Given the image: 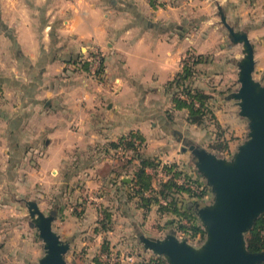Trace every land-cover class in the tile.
<instances>
[{"label":"crops","instance_id":"0c3cea01","mask_svg":"<svg viewBox=\"0 0 264 264\" xmlns=\"http://www.w3.org/2000/svg\"><path fill=\"white\" fill-rule=\"evenodd\" d=\"M199 2L0 0V169L9 170L7 178L0 172V183L16 179L31 185L25 197L34 200L39 187L33 183H52L53 225L71 245H97L102 254L104 245H111L118 217L128 225L140 215L143 220L151 214L165 217L155 200L146 210L138 196L129 197L130 186L120 183H131L138 163L122 166L125 160L113 155L111 145L122 136L138 132L145 138L143 153L163 162H184V145L178 146L181 157L169 159L168 153L186 140L211 149L217 129L208 126L206 132L190 123L187 108H174L168 85L187 52L205 56L192 85L211 95L209 105L225 128L220 113L237 107L228 97L239 84L241 55L231 54L234 46L225 40L223 25L203 29L215 25L212 14L219 15L218 5L230 23L247 30L255 50L254 76L264 81V0H206L198 24ZM219 35L221 46L215 43ZM95 50L104 61L100 74L91 64L90 69L84 66ZM227 72L235 75L228 84L221 80ZM21 167L32 172L26 170L22 178ZM0 201L7 207V201ZM101 208L112 213L107 232L100 228ZM132 223L135 227L136 220ZM162 226L143 232L156 236ZM90 232L92 242L86 237Z\"/></svg>","mask_w":264,"mask_h":264},{"label":"water","instance_id":"95a60500","mask_svg":"<svg viewBox=\"0 0 264 264\" xmlns=\"http://www.w3.org/2000/svg\"><path fill=\"white\" fill-rule=\"evenodd\" d=\"M218 8L229 39L242 46L243 55L237 63L239 87L228 98L236 101L240 116L248 121L249 132L231 158L197 143L187 147L213 192L211 203L199 200L193 207L206 234L204 243L195 247L187 238L179 239L176 229H170L164 237L138 233L143 248L164 257L169 264L264 262V251H250L246 239L264 213V82L254 76L255 50L247 30L236 28L228 21L224 8ZM24 201L45 251L35 264H70L67 253L71 239H63L54 229L56 211L45 213L37 200Z\"/></svg>","mask_w":264,"mask_h":264},{"label":"rangeland","instance_id":"374dc122","mask_svg":"<svg viewBox=\"0 0 264 264\" xmlns=\"http://www.w3.org/2000/svg\"><path fill=\"white\" fill-rule=\"evenodd\" d=\"M199 1H200L199 7L201 9H203V10H201L203 12L206 9V8H203V6H204L203 4H205L206 0H199ZM228 10L230 11L229 8H228ZM235 15H236L235 13H231L230 18L234 19ZM204 16H205L204 12L203 13L199 12L197 14V18L199 19L198 24H200L201 17H204ZM226 16L228 17V15H226ZM212 18L215 21L214 22L215 25L210 26L208 28V26H206V24H205V25H203L204 30L208 29L209 31H212L214 28H216V26H219V29H220L221 25H223V24H221V17H220V15L217 14V12L215 14L214 13L212 14ZM227 36H228V34L226 33L225 40L229 44L231 43L234 46L233 47L234 49L232 50L231 54H233V55H239L240 54L242 57V55H243V54H241L242 53V46L239 44L234 45L231 42V40L229 39V37H227ZM223 41L224 40H223L222 36L219 35V37L216 38L215 43H216V45H217V43H218V45L221 43L220 44V46H221L224 43ZM95 51H99V50H95ZM225 51H226V48H225ZM190 54L196 55L195 52H187L186 54H184L183 57L187 58ZM182 69H183V62H182V68L180 71H182ZM234 77H235V75L233 73L227 72V74L225 75V78H221V80L222 79L226 80L227 81L226 84H228V83H230V81L234 80ZM237 78H238V68H237ZM194 80L191 81V84H193ZM219 80H220V78H217V81H219ZM262 82H264V81H262ZM238 87H239V84H238L237 88ZM183 96L185 97V95H183ZM234 102H236V101H234ZM220 119L222 120V123L224 124V126L226 128L225 129L223 127L224 131H225V135H224L225 139L226 140L230 139L231 150H228L227 152H225L224 155H222V154H218V155L231 158L234 155V153L236 152L238 146L248 137V132H249L248 121L247 120L245 121V127H242V125H240V123H242V121H244V118L241 117L239 114V106L238 105L235 109L233 108L232 111L230 110V108H228L226 111L223 110L220 113ZM208 126L210 128H216V124H214L213 121H207L206 124L204 125V127H205L204 131L209 129ZM190 144H192V143H190L189 140H186L185 143L177 144V147L180 145H184L186 147V150H185L186 160L183 162V160L181 159L179 162H177V165L179 167V170L182 171L183 177L189 178V179H186L187 181L191 180L193 182L195 180L198 183H200V185H203V184L206 185V189L210 192V194H208L206 197L204 196L203 198H201L199 200L204 201L205 203H211L212 199H213L212 188L207 184L205 178L198 172L196 166L194 165V163L192 161V154L187 149V147ZM209 150H211V149H209ZM211 151H213V150H211ZM112 152L114 153V150ZM213 152H215V151H213ZM168 155H169V159H174L177 156L181 157L182 154L180 152V147L175 148V150H173L171 153H168ZM39 156H40V153L36 152L35 157L38 158ZM119 157L120 156H118V158ZM125 158L129 159L128 157H125ZM36 160L37 159H35V162H36ZM34 163H32L33 164L32 166L35 167L36 165H34ZM165 163H173V161L172 162H169V161L163 162V164H165ZM26 170L30 171L31 169L28 170V167H21V173L24 174V176L22 178H24L26 176V174L28 175V172H26ZM30 172H32V170ZM160 178L161 177H158V178L155 177L154 178L156 184H159ZM193 183H195V182H193ZM179 184H181V183H179ZM33 185H37V187H39V188H44V189L48 190L47 194H48V196H50L49 189H52V185H53L52 183L49 182V184H48V183L38 182L35 184L33 183ZM182 185H184V183H182ZM27 194H29V193H27ZM25 196H27V195L20 196V198L21 197L23 198V200L20 203L18 201H12V199L9 198L7 201V207H4L3 203H1V201H0V204H1L0 205V207H1V209H0V237H3V229L5 227H9V225L6 224V221L9 219V217H17V218H19V221H20V223L17 226H15L14 228H10V231L14 234L13 239H10L8 242H4L3 239H0V264H15L16 260H18L24 256L27 257V264H35L40 260V258L45 253L44 248H43V241L41 240V238L39 236L37 228L34 226V224L30 220V214H29L28 208H27L25 201H24V199L29 200V197H25ZM36 198L37 199H35V200L38 201L40 208L45 213H49L50 211L53 210L52 209L53 205H51V203L49 202L51 198H49L47 200H42L40 198V196H38L37 194H36ZM183 198L185 199V201H188V195L187 194H185L183 196ZM89 199H91V198H89ZM30 200H34V199H30ZM192 200H195V198H192ZM163 201L164 200H162L161 203H163ZM8 202H13L12 205L16 202V205H18V207L15 208V207L11 206L10 203H8ZM20 205H21V209L19 208ZM179 206H182V203L179 202ZM194 214H195V219H196L195 223L197 225H199V224L202 225L200 220H199L198 215L195 212V210H194ZM141 216L142 215L132 218V220L129 221L130 225H128V222H125L122 218L118 217L117 220H115V223H117V224H115V230H114V235H113L114 237H112L110 240L111 241L110 242V244H111L110 245V247H111L110 251L112 252L110 254V257H108L106 255L100 259L98 254H100V255H102V254H101V252L97 251V250H99V247L97 245H94V247L91 248V246H89V244H86L83 246V244L79 242L77 245H74V244L71 245V249L67 253L68 262L70 264H155L152 261V258H154L153 252H151L149 250H145L143 248L142 244L139 242L138 233H140L141 230H142V232L144 230H146L147 232L153 233V232H155V230L157 229L158 226H162V225H163L162 227L165 229H163L162 233H160L159 235H156V236L164 237L170 229H176V233H177V236L179 239L187 238L189 243H191L195 247H200L205 241L206 234L205 235L199 234V235H196L195 237H192L190 232L185 233L182 231H178L179 223L177 221L173 225L171 223H168V222L172 221L173 217H175L173 215H166L165 217H161L160 219H158L156 216L151 214V215H149V217L144 218V220ZM134 220H136L135 227L132 226L133 225L132 221H134ZM176 220H177V218H176ZM182 222L188 226L192 225L191 221L188 220L187 218H183ZM139 224L141 225L142 229H140V227L138 228ZM248 235H249V232L247 233L246 236H248ZM86 237L88 238V241L92 242L93 238H91L92 237L91 232L89 234H87ZM17 241H23V244H24V248L21 251L20 256L15 255L17 248H18ZM91 242H90V244H91ZM131 256L134 257L133 260H132V258H129Z\"/></svg>","mask_w":264,"mask_h":264},{"label":"trees","instance_id":"16d2710c","mask_svg":"<svg viewBox=\"0 0 264 264\" xmlns=\"http://www.w3.org/2000/svg\"><path fill=\"white\" fill-rule=\"evenodd\" d=\"M194 57L195 58L191 63H188L186 58L183 59L182 71L178 72L174 80L170 81L168 84L169 89L173 93L174 108H187L189 110L187 120L192 124L204 126L207 121H213V123L216 124L217 130L215 140L210 144V148L217 153H223L228 150L229 145L224 136V128L219 123L209 105L211 95L206 93L203 89L194 87L191 84V80L197 72V66L205 61V56L196 54ZM103 64L104 61L102 59L101 67L97 72L98 74L104 71ZM84 66L90 69V63L88 61L85 62ZM183 95H185V97ZM135 139H139L140 143L136 144ZM144 142L145 138L141 134L138 132H131L128 135L122 136L117 143L111 145L113 148L125 145L126 148L131 149L132 155L129 159L120 158V160H125L122 166L130 167L135 160H138V163L133 170L134 175L131 183L123 180L120 181L122 185L130 186L131 193H129V197L131 198L133 195L138 196L142 206L146 210H150L151 203L155 200V202L159 204V213L161 216H175L172 221L168 223L173 225L177 221L179 223L178 231L185 233L190 232L192 237H195L198 234L205 235L203 226L195 223L196 219L193 210L197 201L203 198V194L198 193L185 185L179 184L177 178L183 176V173L179 170L176 162L163 164L158 157L145 155L143 153ZM161 165H163L162 168L164 171L167 173H173V177L160 180L159 184L156 186L154 185L155 171L158 170ZM147 168L154 169V173H149ZM193 182L200 184L195 180ZM147 192L152 193V196H147ZM185 194L188 195V201H185L183 198ZM192 198H195V200H192ZM160 200H165L166 204L160 203ZM179 202L182 203V206H179ZM100 213L103 214L102 218L99 220L100 228L107 232L112 227V213L105 208H101ZM183 218L190 220L192 225L188 226L183 223ZM98 230L99 227L96 228V231ZM246 239L247 247L250 251H264V213L257 219L254 227L249 231V235L246 236ZM103 250L108 255L111 254L109 244H105ZM153 257V263L169 264L164 257ZM261 264H264V262Z\"/></svg>","mask_w":264,"mask_h":264},{"label":"clouds","instance_id":"9594fccd","mask_svg":"<svg viewBox=\"0 0 264 264\" xmlns=\"http://www.w3.org/2000/svg\"><path fill=\"white\" fill-rule=\"evenodd\" d=\"M0 172L3 173L4 176L9 175V170L7 169V166H5L4 169H0ZM32 186L31 185H21L20 182L16 179L12 180H5L3 183H0V200L8 201L9 197H11L12 201H15L17 197L24 196L25 193L31 194L32 192ZM36 194L40 196L42 200L49 199V196L47 194V190L44 188H37ZM13 207H18V205H11ZM20 223L19 218L17 217H9V219L6 221V224L9 225V227H5L3 229V237H0V239H3L4 242H8L10 239L14 238V234L10 231V228H14ZM18 248L15 253V255L20 256L21 251L24 248L23 241H17ZM53 260L55 261V256L53 257ZM15 264H27V257L24 256L18 260L15 261Z\"/></svg>","mask_w":264,"mask_h":264},{"label":"built area","instance_id":"2783aa9c","mask_svg":"<svg viewBox=\"0 0 264 264\" xmlns=\"http://www.w3.org/2000/svg\"><path fill=\"white\" fill-rule=\"evenodd\" d=\"M194 58H195L194 55L193 54H190L186 58V61L188 63H191L194 60ZM102 59H103L102 58V54L99 51H95L94 56L90 60L91 68H92V70H93L94 73H97L98 70L100 69L101 64H102ZM137 140L138 139H135V142H136V144H139L140 143V140H138V141ZM113 155L116 158H118V156H120L118 159H120L121 157H122V159H126L125 157H128V158L131 157L132 151H131V149L126 148L125 145H121L120 147H117V148L114 149ZM162 167H163V165H161L159 167V169L155 171L156 172L155 173V175H156L155 177L156 178L161 177L160 179H170L171 177H173V173H167L166 171L163 170ZM178 179H177V181L179 183H181V184L184 183V185L186 184L185 185L186 187H189V188L193 189L194 191H196L198 193H202L203 194V197L204 196L206 197L208 194H210V192L206 189V185L205 184L200 185V184H197V183H193L192 181H187L186 180L187 178H184L183 176L178 177ZM163 203L166 204L165 200L163 201ZM106 255L108 257H110V255H108L106 253H102L101 257L103 258ZM129 258H132V260H133L134 257L131 256Z\"/></svg>","mask_w":264,"mask_h":264}]
</instances>
